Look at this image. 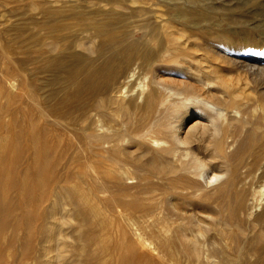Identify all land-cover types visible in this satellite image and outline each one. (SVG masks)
Instances as JSON below:
<instances>
[{
	"label": "bare ground",
	"instance_id": "obj_1",
	"mask_svg": "<svg viewBox=\"0 0 264 264\" xmlns=\"http://www.w3.org/2000/svg\"><path fill=\"white\" fill-rule=\"evenodd\" d=\"M39 1L31 4L44 18L27 33L18 30L15 41L41 53L35 60L64 77L34 91L21 87V94L34 95L44 122L77 132L70 142L86 166L73 191L98 228L99 249H108L115 234L119 249L159 264H236L243 258V264H261L264 87L239 89L209 60L171 52L184 36L191 48L202 40L228 53H243L258 41L212 25L195 11L196 0L159 1L167 17L151 0ZM210 48L205 56L213 55ZM234 61L251 80L264 74V58ZM168 63L174 70L164 79L159 71ZM13 82L7 79L0 94L11 92ZM242 82L247 85L245 76ZM66 202L61 209L76 215L77 206ZM231 233L236 246L246 242L248 248L229 250Z\"/></svg>",
	"mask_w": 264,
	"mask_h": 264
},
{
	"label": "rangeland",
	"instance_id": "obj_2",
	"mask_svg": "<svg viewBox=\"0 0 264 264\" xmlns=\"http://www.w3.org/2000/svg\"><path fill=\"white\" fill-rule=\"evenodd\" d=\"M155 1L151 0L156 4L153 5L156 12L167 17L165 6L158 3L161 0ZM31 2L40 4L39 0H0V47L5 54L0 53V74H3L0 75V87L7 86V79L14 81L15 85L11 92L0 94V224H3L0 226V264H159L161 259L134 256L123 247L119 249L120 239L115 234H110V249H99L95 237L98 228L85 213L73 191L86 166L81 150L70 142L73 136H77V132L44 122L33 103L34 95L21 94V87L23 90L29 88L34 91L38 86L49 84L53 77H64L53 67L44 65V59L35 60L41 53L33 50L30 45L22 48L15 41L18 30L27 33L26 30L32 28V22L44 18L41 10L33 9ZM193 6L197 13L209 16L210 23L218 25L227 34L249 35L258 44L245 47L243 53H228L219 47H205L202 40H198L191 48L192 40L184 36V40H179V44L183 45L180 48L174 47L171 52L177 55L182 50V53L193 55L200 62L209 60L218 69L228 73L239 89L250 91V87H264V74L254 76L257 80H251L246 68L234 63V60L243 62L249 58H264V0H196ZM65 44L61 41L60 49ZM208 48L212 56L204 55ZM72 51L79 52L78 49ZM70 57L66 59H72ZM170 67L168 63L159 71L165 73L164 79L172 76L174 69ZM18 68L25 79L17 75ZM149 75L146 74L147 77ZM146 76L141 78L144 80ZM244 76L247 85L242 82ZM56 86L62 88L60 83ZM36 99L41 103L38 96ZM66 200L77 206L76 215L74 211L67 212V206L61 209L67 203ZM222 213L226 214V211ZM104 218L115 226L109 213H105ZM221 218L220 222L224 223L225 217ZM225 242L231 251L239 246L245 247L244 250L248 248L246 242L236 246L234 233ZM244 260L237 259L235 263L243 264Z\"/></svg>",
	"mask_w": 264,
	"mask_h": 264
}]
</instances>
